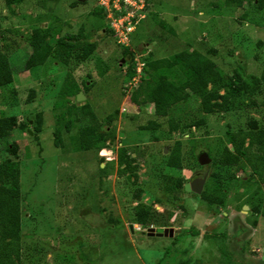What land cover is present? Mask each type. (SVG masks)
<instances>
[{
    "label": "rangeland",
    "instance_id": "obj_1",
    "mask_svg": "<svg viewBox=\"0 0 264 264\" xmlns=\"http://www.w3.org/2000/svg\"><path fill=\"white\" fill-rule=\"evenodd\" d=\"M73 1L23 0L7 7L0 0V47L13 70V81L0 88V117L13 116L21 126L0 137V161L8 146H16L21 263L264 264V177L247 181V170L210 162L217 143L228 144L227 131L246 129L251 119L264 128V109L257 106L264 84L253 99L237 94L228 111L207 115L192 94L166 114H158L151 101H132L145 61L181 50H197L225 73L240 65L244 76L260 75L264 46L256 42H264V11L246 3L227 7L223 0H149L127 46H120L105 30L104 13H92L93 0ZM34 28L47 30L52 41L81 32L96 48L83 61L68 52L24 71L30 52L26 38ZM123 47L133 52L132 59L123 57ZM210 49L215 56L207 54ZM66 84L77 85L84 98L70 101ZM84 104L105 139L97 148L77 151L79 129L92 123L81 110ZM38 112L42 126L36 134ZM201 116L204 125L184 127ZM169 118L177 122V131L169 129ZM150 121L158 127L146 129ZM55 130L59 147L53 145ZM176 141L181 165L168 169L166 159ZM120 149L137 165L135 182L121 173ZM202 154L209 162L200 165ZM212 172L220 173L223 205L174 189L177 176L184 184L205 176V183ZM150 228H170L173 235L150 237L145 234Z\"/></svg>",
    "mask_w": 264,
    "mask_h": 264
},
{
    "label": "trees",
    "instance_id": "obj_2",
    "mask_svg": "<svg viewBox=\"0 0 264 264\" xmlns=\"http://www.w3.org/2000/svg\"><path fill=\"white\" fill-rule=\"evenodd\" d=\"M5 6L20 3L23 0H2ZM54 1V0H49ZM86 0H74V4L83 3ZM149 4V0H145ZM243 3L264 11V0H223L227 7H241ZM146 5V9L148 6ZM94 15H102V11L94 6ZM243 18V17H242ZM241 18V20H242ZM104 19V17H103ZM165 27L163 21L158 23ZM107 33L112 36L109 29ZM79 35V36H78ZM75 36H64L56 40L51 39L49 32L45 29L34 28L26 38L30 52L23 63V70L29 71L43 65L51 56L56 59L67 57L68 52L75 61L85 60L96 48L94 42H86L81 32ZM74 42H73V41ZM2 37L0 36V42ZM257 46H264V42L257 41ZM2 47V46H1ZM0 47V88L9 85L13 81V70L9 64L8 57ZM123 57L132 59L133 52L128 47L122 48ZM208 51V52H207ZM207 54L215 56L216 50H207ZM64 60V59H63ZM119 62V61H118ZM230 72H223L206 55L197 50H181L172 53L167 57L147 60L144 63L142 72L144 74L137 92L133 95L132 101L137 104L145 100L153 102L158 114H166L175 105L185 102L189 95H195L199 99V111L203 114L226 112L230 109V103L237 94L252 98L261 93L264 84V70L260 75L242 74L240 65H236ZM133 74L131 69L129 76ZM65 97L75 96L79 90L75 84H66ZM32 92V90H31ZM139 98V99H138ZM141 99V100H140ZM69 104L68 100H66ZM255 105V101H250ZM138 105V104H137ZM264 109V97L257 104ZM81 110L88 115L91 124L81 127L78 131L74 150H90L97 148L104 141V134L97 133L93 121L95 116L84 104ZM41 112L35 115L33 133L40 132L42 126ZM172 132L178 130V124L173 118L167 121ZM205 124L203 116L186 124L184 127H198ZM21 127L15 117H0V137L7 135L14 128ZM156 122H148L146 129H156ZM70 129V122H66L65 130ZM112 138L111 133L106 137ZM228 144L218 142L212 150L210 162L217 168L234 167L236 171H248L247 181L253 178L261 180L264 177V128L251 119L247 122L246 129L236 132H226ZM77 143V144H76ZM53 145L61 146L59 130L53 132ZM16 146L10 145L6 148L7 155L0 161V264H22L21 263V238H20V186H19V161L15 152ZM180 142L176 141L170 149L165 166L168 169H177L181 165ZM117 161L121 173L130 174L137 181V165L133 164L134 159L120 149ZM210 182V183H209ZM184 182L181 177L173 179L174 189L182 190ZM199 197L207 204L223 205L226 202V192L222 188L220 173L212 172L204 183ZM256 213L257 209L252 208ZM142 221V220H141ZM226 255V252H223Z\"/></svg>",
    "mask_w": 264,
    "mask_h": 264
},
{
    "label": "built area",
    "instance_id": "obj_3",
    "mask_svg": "<svg viewBox=\"0 0 264 264\" xmlns=\"http://www.w3.org/2000/svg\"><path fill=\"white\" fill-rule=\"evenodd\" d=\"M94 6L104 13L106 26L120 46L127 40L137 21L144 19L145 0H93Z\"/></svg>",
    "mask_w": 264,
    "mask_h": 264
},
{
    "label": "water",
    "instance_id": "obj_4",
    "mask_svg": "<svg viewBox=\"0 0 264 264\" xmlns=\"http://www.w3.org/2000/svg\"><path fill=\"white\" fill-rule=\"evenodd\" d=\"M83 94L81 92H78L75 96H71L68 99L70 101H80L82 100ZM209 162V159L206 158L204 154L200 155L198 158V163L200 165L206 164ZM205 176H203L201 179H194L186 184H184L183 189L185 192H192L194 194H200L203 184H204ZM131 230V228H130ZM147 236H154V237H171L173 235L172 229H162V230H153L152 228L148 229V231L145 233ZM262 252L264 253V248L262 249ZM262 260H264V256H262Z\"/></svg>",
    "mask_w": 264,
    "mask_h": 264
},
{
    "label": "flooded vegetation",
    "instance_id": "obj_5",
    "mask_svg": "<svg viewBox=\"0 0 264 264\" xmlns=\"http://www.w3.org/2000/svg\"><path fill=\"white\" fill-rule=\"evenodd\" d=\"M194 180V179H193Z\"/></svg>",
    "mask_w": 264,
    "mask_h": 264
}]
</instances>
